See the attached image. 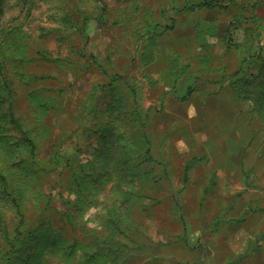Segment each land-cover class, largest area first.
Wrapping results in <instances>:
<instances>
[{
  "label": "rangeland",
  "instance_id": "1",
  "mask_svg": "<svg viewBox=\"0 0 264 264\" xmlns=\"http://www.w3.org/2000/svg\"><path fill=\"white\" fill-rule=\"evenodd\" d=\"M199 1L0 0V77L8 87L2 94L0 85V97L12 101L13 115L33 140L41 168L49 169L44 168L48 159H59L52 165L55 171L29 178L33 194L26 224H41L39 212L48 193L56 209H67L63 198L70 196V172L60 181L58 170L65 159L87 162L94 147L104 144L98 135L105 136L111 109L122 108L116 103L120 97L129 113L142 117L152 139L151 178L139 187L155 199L136 198L133 216L141 233L121 223L127 237L117 238L126 248L113 264L133 256L129 264H161L149 257L151 244L158 252L169 245L175 256L182 254L177 240L185 236L173 232L202 220L200 189L225 184L208 182L207 167L210 173L232 170L239 176L237 190L245 184L264 200V118L231 86L239 79L251 80L259 70L264 73L242 60L245 29L255 27V45L264 49V0H206L217 4L187 8ZM8 104L0 113L9 117ZM124 130L134 137L140 128L127 123L118 132ZM4 133L9 138L19 130ZM8 154L0 140L1 165L4 159H18ZM108 188L91 191L95 206L83 210L75 223L87 220L92 232H100L102 216L111 208ZM247 208L248 215H264V202ZM64 232V241L73 238L68 226ZM80 233L77 228L75 235ZM191 254L194 260L200 255ZM46 258L48 264H66L52 250ZM78 262L77 255L73 263Z\"/></svg>",
  "mask_w": 264,
  "mask_h": 264
},
{
  "label": "trees",
  "instance_id": "2",
  "mask_svg": "<svg viewBox=\"0 0 264 264\" xmlns=\"http://www.w3.org/2000/svg\"><path fill=\"white\" fill-rule=\"evenodd\" d=\"M216 4L203 0L187 8L213 7ZM245 31L242 40V60L249 61L255 69L264 68V49L259 43L255 45L259 33L255 27H249ZM223 39L225 45L230 44V40H225V37ZM252 76V79L245 80V83L240 79L236 83L233 81L231 86L239 97L251 101L255 111L264 118V73L259 70ZM116 79L118 80V77L113 80ZM214 83L217 84L216 81ZM1 84L2 94L6 93L8 87L5 85V80H1ZM134 93L132 89L133 96ZM7 98V96L0 97V108L8 102V113H10L9 117L5 112L0 113V140L8 155L18 159H4L5 166L0 164V264H48L46 254L51 250L59 254L66 264H74L77 255L79 264H113L119 252L123 253V248H126L117 238L119 235L127 237L121 223L127 222V228L130 226L134 230L133 233H141L140 224L133 216L137 215L135 214L136 198L144 196L155 199L153 195L139 187V183L151 178L152 169L149 164L154 162L152 139L143 126L142 117L129 113L126 107L129 105L118 101L123 97L116 98L117 105H121L122 108L115 107V109L123 113L111 109L113 111H110L112 113L105 125L108 128L105 127V136L98 135V139L101 138L104 144L94 147L92 158L87 162L76 159L77 161L72 164L70 159H65L58 170L60 181L64 174L70 172L66 180H69L67 190L72 198L70 196L63 198V204L67 209H56L52 205L53 195L51 193L44 195L45 206L39 212L42 216L39 222L41 224L33 228L26 224L25 217V209L31 200L29 195L33 194L32 189L29 191L30 188L27 187L31 182L29 178L32 179L44 171L52 172V165L59 162V159H48L46 163L48 167L44 168L49 169L41 168L38 160L34 159V142L27 134V130H24L14 117L12 101ZM127 123L131 124V129L140 128L138 135L127 137V130L123 133L118 132L119 127ZM6 129L19 130V134L11 133L8 138L4 133ZM106 143H108L107 147ZM55 170L56 168L53 169ZM187 178L188 167H185L183 181L186 182ZM105 185H109L107 195L110 198L111 208L102 216V222L98 225L101 230L96 233L87 227L88 223L85 222L87 220L83 223H75L74 219L83 210L95 206L96 201L91 191L104 188ZM36 199L41 203L39 193ZM155 201V203L159 202ZM69 210L72 212L70 213ZM8 212L11 213L9 217ZM67 226L74 236L71 240L64 241L63 234ZM77 228L78 232H81L80 236L75 235Z\"/></svg>",
  "mask_w": 264,
  "mask_h": 264
},
{
  "label": "crops",
  "instance_id": "3",
  "mask_svg": "<svg viewBox=\"0 0 264 264\" xmlns=\"http://www.w3.org/2000/svg\"><path fill=\"white\" fill-rule=\"evenodd\" d=\"M208 170L209 167L206 169L208 182L217 179L223 180L225 184L200 189L198 196L201 197V207L204 209L202 220L197 226L184 224L177 232H173L185 236L177 240L178 251L182 254L175 256L176 251L169 250V245H162L160 249L163 251L158 252L157 247L151 244L149 257L159 260L161 264H264V218L261 219L264 215H248L245 212L251 203L261 205L264 200L254 197V188H247L245 184L237 190L235 180L239 176L232 170H214L212 173ZM242 190L243 194L237 197L236 194ZM242 215L245 219L240 220ZM190 233L192 235L188 237ZM194 252L200 253L195 260L191 257ZM133 257H128L120 264H129Z\"/></svg>",
  "mask_w": 264,
  "mask_h": 264
}]
</instances>
